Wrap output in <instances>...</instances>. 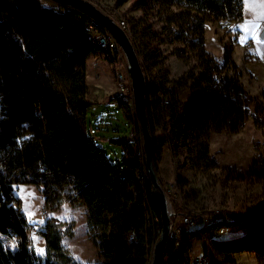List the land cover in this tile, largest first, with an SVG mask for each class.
Instances as JSON below:
<instances>
[{"label":"trees","instance_id":"trees-1","mask_svg":"<svg viewBox=\"0 0 264 264\" xmlns=\"http://www.w3.org/2000/svg\"><path fill=\"white\" fill-rule=\"evenodd\" d=\"M147 3L163 15V25L156 30L143 10L144 16L129 18L126 31L147 78L153 155L159 157L165 145L175 153L188 126L194 167L215 169L208 148L212 133H238L250 118L264 130V102L248 94L229 56L219 59L205 50L206 24L242 21L244 0H138L134 6ZM90 21L69 8L46 7L42 0H0V264H80L62 244L73 236L71 226L54 217L37 231L44 254L30 247L26 215L14 194L21 185L40 188L47 207L64 199L85 208L98 264H149L152 257L160 211L151 182L143 179L148 171L134 106L115 96L134 132L112 140L123 147L117 163H110L87 131L94 104L88 99L86 61L99 53L89 44ZM163 44L175 47L161 54ZM188 51L193 65L169 78L167 58L175 55L188 63ZM248 175L264 181V155L252 162ZM229 217L220 225L243 232L230 243L212 240L204 251L208 264H236L234 256L243 252L264 264V199ZM218 226L168 238L161 264H194V242ZM9 238H16V248L4 245Z\"/></svg>","mask_w":264,"mask_h":264},{"label":"rangeland","instance_id":"rangeland-1","mask_svg":"<svg viewBox=\"0 0 264 264\" xmlns=\"http://www.w3.org/2000/svg\"><path fill=\"white\" fill-rule=\"evenodd\" d=\"M88 1L111 16L117 23L122 19L128 23L129 18H140L144 16L143 10H147L156 30L163 25L161 23L163 15L158 14L156 8L149 9L151 6L149 3L142 8H136L134 4L138 0ZM42 4L51 8L62 7L46 0H42ZM204 35L205 50L219 59H222L223 55L229 56L237 66V72L240 74L239 80L248 94L264 102V0H244L242 21L232 23V28L227 32L220 29V22H217L215 27L212 22H209L205 26ZM245 42L250 43L249 48L244 46ZM174 47L175 45L163 44L159 46V52L169 53ZM188 53L190 58L188 63H184L175 55L167 58L165 64L169 78L180 77L188 66L193 65V55L190 51ZM96 56L92 57H99ZM122 57L123 62H120V69L126 78H129L123 53ZM257 58L259 62H256ZM104 59L106 61L100 57L96 60L102 62L105 76L100 80H95L90 70L89 80L92 83L102 82L107 86V93L116 96V69L119 64L114 66L105 57ZM140 60L142 61L141 57ZM89 69L90 65L87 62L86 71ZM86 127L88 133L95 137L96 143L102 145L110 163L115 164L120 161L123 147L113 143L112 140L125 137L131 130L132 122L129 113L119 105V101L113 99L92 107L87 115ZM191 144L189 128L186 126L175 153H172L171 148L165 145L159 157L156 158L153 155L155 173L170 209L178 215L176 217L178 223L183 215L191 213V209L185 206L207 215L217 210L229 221V212H244L248 206L264 199V181H255L248 175L252 162L264 155V130L259 128L251 118L238 133L211 134L208 148L209 155L217 165L215 169L194 167L192 156L188 152ZM14 194L19 208L26 216L32 217L34 222H37L40 210L45 209L47 219L54 217L56 221L64 223V227H68L69 230L71 226L74 234L72 237L66 236L62 244L76 262L80 264L100 262L97 247L93 242V232L87 224L84 207H72L64 199H53L47 207L40 188L34 185H21L15 189ZM45 221L38 223L36 232L30 236V247L39 255L45 252V242L37 231ZM205 227L207 226L200 221L196 224L181 225L182 230ZM242 232L243 230L231 227L226 234L221 235L217 231L205 234L202 239L194 242L192 255L193 257L201 256L206 249L210 248L212 240L230 243L238 239ZM4 245L14 249L17 246L16 238L14 240L4 239ZM234 257L236 264H259L256 256L250 252H243Z\"/></svg>","mask_w":264,"mask_h":264},{"label":"water","instance_id":"water-1","mask_svg":"<svg viewBox=\"0 0 264 264\" xmlns=\"http://www.w3.org/2000/svg\"><path fill=\"white\" fill-rule=\"evenodd\" d=\"M62 7L78 11L99 24L118 44L126 62V70L131 82L133 106L139 123L145 163L151 182V198L160 211V233L154 245L149 264H161L165 245L169 238L171 226V209L164 190L158 181L153 167V144L146 111L147 78L142 68L140 56L134 43L125 29L119 26L114 19L104 13L95 4L88 0H46Z\"/></svg>","mask_w":264,"mask_h":264},{"label":"built area","instance_id":"built-area-1","mask_svg":"<svg viewBox=\"0 0 264 264\" xmlns=\"http://www.w3.org/2000/svg\"><path fill=\"white\" fill-rule=\"evenodd\" d=\"M119 26L123 29H127V22L122 19L118 22ZM232 28V22L230 21H222L220 22V29L224 31H229ZM87 29L89 30V44L98 49V51L111 62L112 65H116L119 67L116 69V78H117V93L116 97L123 99L125 102L131 104L133 106V95L132 89L130 86L129 78H126L123 71L120 69V62H123L122 52L119 48L116 41L104 31V29L97 24L95 21L91 20L90 23L87 25ZM244 46L246 48L250 47L249 42H245ZM256 62H259V58L256 59ZM129 137L134 136V132H129ZM141 156L145 158L144 151L141 150ZM144 181H150V177L145 172L143 174ZM187 209H191V213L183 215L181 221L178 223L176 217L178 215L171 210V226L169 230V238L178 239L181 234V225H191L196 224L199 221L206 226H216L219 225L217 228V232L219 234H226L230 231V227L227 225H220L222 222H227L226 218L216 210V212H212L209 215L204 214L202 212L192 210V208L185 206ZM27 225H28V234L36 232V225L42 221L47 219V214L45 209L40 210L38 215L37 222H34V219L30 216H25ZM176 219V220H175ZM177 221V223L175 222ZM209 258L205 253L201 256L194 257L193 263L194 264H208Z\"/></svg>","mask_w":264,"mask_h":264},{"label":"crops","instance_id":"crops-1","mask_svg":"<svg viewBox=\"0 0 264 264\" xmlns=\"http://www.w3.org/2000/svg\"><path fill=\"white\" fill-rule=\"evenodd\" d=\"M212 23L215 27L217 22H212ZM98 56L100 58H102L103 60H105L103 55L100 52L96 57H98ZM99 57L93 58L91 56L86 61V63L88 62L90 65V69L87 70L88 99L94 104L93 107L95 105H97L98 103H105L106 101H111V100L115 99L114 94L111 95L110 93H107V88H106L107 86L104 85L102 82L101 83H98V82L92 83V81L89 80L90 70L92 71L93 78L95 80H100L101 77L105 76V71L103 69L102 62H100L99 60H96V59H99ZM16 244H17V242H16ZM14 248H16V246Z\"/></svg>","mask_w":264,"mask_h":264}]
</instances>
